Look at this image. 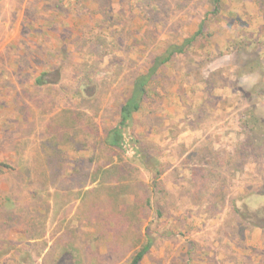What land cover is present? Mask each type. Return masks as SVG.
Masks as SVG:
<instances>
[{
  "label": "rangeland",
  "instance_id": "374dc122",
  "mask_svg": "<svg viewBox=\"0 0 264 264\" xmlns=\"http://www.w3.org/2000/svg\"><path fill=\"white\" fill-rule=\"evenodd\" d=\"M209 12L207 0H0V264H129L147 236L139 264H264V0ZM201 22L124 130L154 159L151 192V167L104 135L132 81ZM121 180L148 191L142 217L112 221L129 197L103 207Z\"/></svg>",
  "mask_w": 264,
  "mask_h": 264
},
{
  "label": "trees",
  "instance_id": "16d2710c",
  "mask_svg": "<svg viewBox=\"0 0 264 264\" xmlns=\"http://www.w3.org/2000/svg\"><path fill=\"white\" fill-rule=\"evenodd\" d=\"M95 1L102 2L104 0ZM207 3L208 8L210 9L209 13L211 15L216 16L221 14L220 11H222L223 0H207ZM205 28V22H201L198 26V30L194 34L183 37L184 39L180 44L175 43L173 45H169L162 54L156 56L153 59L146 73L139 75L132 81L128 96L120 107L118 123L114 128L106 132L104 135V140L102 143L108 149H117L123 152L125 155L127 153V156L133 163H138L140 166L147 165L151 167V171L153 172V178L150 186L151 192L157 190L160 187L161 183L159 181L160 174L157 170V167L151 165L154 159H151V155L149 156L148 151L140 146L139 141L133 139L132 145H130L129 140L124 135V130L129 126L131 122H133V116L139 113L142 110L143 106L148 102L150 81L155 77L158 69L169 62L175 55L183 54L193 46L197 45L201 37L205 36ZM65 125L71 124L69 123ZM243 126L248 131H253V126H250V124L246 123ZM148 156L149 160L145 161ZM100 167L101 168L99 170L93 173V175L95 176V178L93 179L94 183L97 179H100L102 177L112 176L114 174V171L116 173L115 166L113 165L107 166L109 168H103V166ZM105 180L107 181V178ZM53 184H57V182H54ZM99 184L103 185L101 182H98V185ZM111 184H113V182H111ZM80 187L83 189L84 185L81 184ZM88 193H90V195H93L94 197L104 196L102 194L98 195L99 192H97L96 190L88 191ZM105 193L108 201L106 204H103V207L110 213H116L115 210L119 207V199L121 197H129L132 199V203L128 207L123 206L120 209V212L117 214V218H112V221H115V219H122V217L124 216L129 220H133L136 217H142L145 214L146 210L150 207V199L148 198L147 194L148 191L146 189L144 190V188H140L139 185H132L129 181H118L115 186H110V188H108ZM220 199L221 198H219L218 201H220ZM215 203H217V201ZM97 205L98 203L92 202L90 207H96ZM151 244L152 241L147 236L144 243H142L140 250L137 253L134 252L135 254L132 259H130L129 264H139L144 255L150 249Z\"/></svg>",
  "mask_w": 264,
  "mask_h": 264
}]
</instances>
